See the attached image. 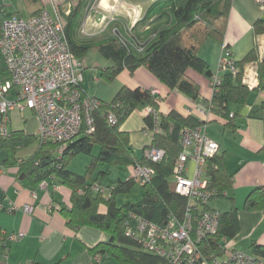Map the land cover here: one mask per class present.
I'll return each instance as SVG.
<instances>
[{"label":"trees","instance_id":"1","mask_svg":"<svg viewBox=\"0 0 264 264\" xmlns=\"http://www.w3.org/2000/svg\"><path fill=\"white\" fill-rule=\"evenodd\" d=\"M27 12H21L20 7L14 13L10 12L5 3L0 4V37L3 21L12 15L29 18L39 14L43 9L40 0H29ZM93 0H81L69 14L61 13L64 21L65 34L74 56L81 61L90 50H98L103 56L113 61V66L103 70L102 76L108 80L117 77L123 70L134 73L139 67H146L171 92H177L192 99L199 100V85L188 75L192 69L212 80L215 75L209 64L199 56V50L207 39L223 41L228 25L233 0H154L152 4L139 13L130 27L133 40L143 50L136 46H125L117 36H105L98 40L81 38V29ZM33 7V8H32ZM255 34H264V19L254 23ZM119 33L127 36L119 30ZM229 48L228 46H225ZM254 62L258 66L259 88L264 87V59L261 58L258 45L241 61H236L239 71L233 74L221 71V83L211 99L212 112L221 116L226 125H233L236 115L232 113L231 105H243L248 101L251 88L245 83V65ZM9 76L7 66L0 53V78ZM158 95H152L150 90L140 87L123 86L110 103L102 105L94 112L95 131L87 134L82 131L59 152V158L53 153L44 151L43 146L32 158L21 163L25 172L24 182L41 183L52 177H58L72 191L71 206L61 210L68 218L70 226H93L106 231L109 241L97 246L99 254L113 257L120 264H168L163 258L146 252L125 235V225L131 212L137 213L158 224H166L171 215L182 220L188 206V198L176 193L172 188L173 171L177 158L182 151L181 134L184 127H195L201 124L193 114L184 115L177 110L160 113L163 129L157 134L153 145L163 148L165 157L154 162L145 156L139 159L130 145L129 132L121 129L124 122L138 108L153 106L159 108ZM159 110V109H158ZM113 112L118 122L111 125L107 115ZM147 129L154 126V118L147 115L144 118ZM35 137L15 131L9 137L0 136V151L8 149L9 157L23 145H28ZM95 145L100 146L98 155H93ZM58 148V145L55 144ZM81 153L92 155V162L84 174L70 170L69 164ZM142 163L155 169L153 179L142 186V196L136 202L119 203L120 193H129L136 183L128 178L119 180L110 198L94 192L90 185L94 182L103 184V180L111 173V168L134 167ZM100 164L106 165L105 170L97 172ZM216 166V167H215ZM208 172L211 177V187L217 188L219 194L214 198H227L225 191H230L233 185L232 176L228 172L225 160L219 153L208 159ZM79 189L84 193L80 194ZM213 199V200H214ZM231 200V199H230ZM107 207L106 212L100 211V206ZM248 210L264 208V186L254 188L245 203ZM222 220L216 235L207 238L211 251H218L222 238L229 240L237 236L240 230L237 207L221 212ZM253 255L264 259V245L254 244Z\"/></svg>","mask_w":264,"mask_h":264},{"label":"crops","instance_id":"2","mask_svg":"<svg viewBox=\"0 0 264 264\" xmlns=\"http://www.w3.org/2000/svg\"><path fill=\"white\" fill-rule=\"evenodd\" d=\"M81 0H55L61 13H68ZM95 1V0H93ZM114 0H103L104 3ZM130 5H122L114 12V21L107 27V21H101L96 12L85 18L83 27L87 35L81 34L85 40H98L113 35L115 29L128 34L138 10H146L154 0H125ZM43 7V1L40 0ZM14 13L19 5L29 7V0H0V4ZM51 12V5L46 6ZM33 8V7H32ZM141 13V12H140ZM264 19V3L256 0H233L227 29L223 41L207 39L199 50L201 56L210 66L213 73H220V60L225 46H228L236 61H241L258 45L261 58L264 59V34L256 35L254 23ZM88 25V28H87ZM84 80L81 83L85 94L110 103L123 86L130 88L157 90L160 99L159 112L169 113L177 110L184 115L193 114L199 119H207V134L220 145L219 154L223 156L228 172L232 176L233 185L228 192V205L219 210L215 203L211 208L225 212L234 204L238 209L240 230L235 236L233 247L252 251L254 244L264 245V208L248 210L245 208L249 193L256 187L264 186V87L259 88L258 66L254 62L245 65V83H251V93L243 105H231L232 113L236 115L233 125H226L225 120L211 113L209 116L199 114L194 108L192 99L177 92H171L146 67H139L134 73L123 70L112 80L102 76L103 70L113 66L111 59L103 56L98 50H90L83 58ZM188 75L199 85L200 101H209L213 97L211 79L192 69ZM16 92L14 91V94ZM145 108L136 109L124 122L121 129L129 132L130 145L136 156L142 159L145 148L150 142L146 133ZM11 133L21 131L25 135L37 138L39 119L31 109L15 110L10 116ZM49 143V142H48ZM54 144V143H53ZM55 145V144H54ZM27 145L19 148L22 149ZM96 146L97 149H96ZM44 149V148H43ZM53 149L58 150L56 146ZM96 152L94 154V151ZM8 155V149L0 151V261L2 264H91L95 255L99 254L97 246L109 241L110 235L93 226H70L68 218L62 212L65 206H71L72 191L58 177H52L41 183L27 181L21 163L32 156H19L18 151ZM47 153L51 150L44 149ZM100 152V146L95 145L93 155ZM98 152V153H99ZM54 154V153H53ZM76 155L69 164L71 171L84 174L92 162V155L83 159L85 171L73 169V162L82 156ZM120 168L114 166L112 169ZM105 170L106 165H101ZM127 180L133 173V167H125ZM130 172H129V170ZM80 171V170H79ZM118 181H114V185ZM106 182H103L105 184ZM112 183V184H113ZM119 197L117 198V200ZM231 199V200H230ZM30 206L29 212L25 207ZM101 212H106L105 205L100 206ZM11 233H24L18 241L7 240ZM6 243V244H5ZM94 264H120L113 257L102 255L100 262Z\"/></svg>","mask_w":264,"mask_h":264},{"label":"built area","instance_id":"3","mask_svg":"<svg viewBox=\"0 0 264 264\" xmlns=\"http://www.w3.org/2000/svg\"><path fill=\"white\" fill-rule=\"evenodd\" d=\"M42 1L46 6L51 5L53 12L45 6L35 16L24 18L12 15L2 24L0 53L9 76L5 80L0 78V136L6 138L11 134V112L31 109L38 116V135L42 141L58 145V151L62 152L82 131L94 133V112L102 101L82 90L83 65L70 50L59 6L55 0ZM256 1L264 3V0ZM113 3L93 1L86 18L94 12L101 13L100 20L107 21V27L114 21L113 14L119 7L130 5L125 0H114ZM140 12L139 9L135 18ZM81 33L87 35L84 27ZM113 34L125 46H136L143 50V44L139 45L133 40L131 28L127 36L119 33L118 29ZM221 71L233 74L239 71L230 48L224 49L220 60ZM220 83V75L216 73L211 80L213 94ZM248 85L251 86V83ZM150 92L158 95L155 89ZM191 101L199 114L209 116L213 113L209 106L211 100ZM144 111L154 118L153 128L146 130L150 142L144 155L151 161L159 162L166 152L154 146L153 140L157 134L164 132L160 126L161 115L153 106H146ZM107 119L111 125L118 122L113 112L108 113ZM200 121L198 126L183 128L180 140L182 151L173 171V190L189 200L184 218L180 220L171 215L166 224H158L131 212L125 225V235L139 248L163 258L168 264H264V259L230 246L227 237L220 241L218 251H211L208 244L204 245L207 238L218 233L222 220L221 212L209 206L219 191L211 187L208 172V159L218 155L220 145L207 134V119ZM154 175L153 167L138 162L130 178L136 184L145 185ZM90 189L110 198L115 185L94 182ZM79 193L83 194L84 190L79 189ZM223 194L227 196L228 191ZM24 209L29 212L32 208L26 206ZM23 236L24 233H11L6 238L18 241ZM101 259L102 255L97 254L91 264Z\"/></svg>","mask_w":264,"mask_h":264},{"label":"rangeland","instance_id":"4","mask_svg":"<svg viewBox=\"0 0 264 264\" xmlns=\"http://www.w3.org/2000/svg\"><path fill=\"white\" fill-rule=\"evenodd\" d=\"M19 7H20L21 12H24V13L27 12L26 7L24 5L23 6L19 5ZM87 28H88V25H87ZM42 146H43L44 149L51 150V152L54 153L55 158H59V156H60L59 151L53 149V146H55V145L52 142H49V143L48 142H43L39 135L37 136V138H34L33 141L31 143H29L26 147L20 149L18 151V155L19 156H32L33 154H35V152L39 151V149ZM97 147L98 146H96V149H97ZM96 149L94 151V154L96 152ZM98 152L96 154H98ZM85 157H88V156L85 155V154H82V156H80L79 158H77L73 162L72 165H73V169L74 170H78L77 172L85 171V165L83 164L84 163L83 159ZM101 165L102 164H100L98 166L97 172L100 171L99 167ZM129 172H130V170H129ZM120 175L122 176L123 179L126 178L127 172H126L125 168H121L120 169V168L117 167L116 169H112L110 175L108 177H106L103 181L106 182L105 185H114L113 182L114 181H118L117 179L119 178L118 176H120ZM142 192H143L142 186L140 184H136V185L133 186L131 192H129V193H120L119 196H118L119 197L118 202L120 204L124 203V202H127V201L136 202V201H138L141 198ZM215 201H218L217 203H215V206H217L218 209L222 210V211L224 210V207L227 206L228 203H229L226 198H216ZM234 239H235V237L232 238L230 240V242H229L230 246H232V247L235 245ZM246 252L248 254H253V252L249 251V250H246Z\"/></svg>","mask_w":264,"mask_h":264},{"label":"water","instance_id":"5","mask_svg":"<svg viewBox=\"0 0 264 264\" xmlns=\"http://www.w3.org/2000/svg\"><path fill=\"white\" fill-rule=\"evenodd\" d=\"M97 17H98V19L101 18L102 17V14L101 13H98L97 14Z\"/></svg>","mask_w":264,"mask_h":264}]
</instances>
